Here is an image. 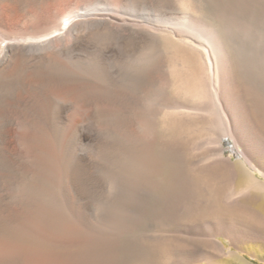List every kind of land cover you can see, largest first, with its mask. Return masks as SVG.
Wrapping results in <instances>:
<instances>
[{
	"label": "rangeland",
	"instance_id": "obj_1",
	"mask_svg": "<svg viewBox=\"0 0 264 264\" xmlns=\"http://www.w3.org/2000/svg\"><path fill=\"white\" fill-rule=\"evenodd\" d=\"M89 1L63 0L59 7L65 9L81 4L87 7L90 2L107 6L114 2L121 6L118 16L132 22L136 29L145 34L144 40L139 42L135 39L136 33L124 35L118 32L105 40L100 38L109 54V59L106 57L104 61V67L109 69L104 68L105 73L113 79L114 90L122 94L113 98V102L98 101L90 105L88 114L80 109L83 113L81 117L71 115L72 108L80 105L68 104L70 109L63 135L68 136L65 137L66 145L70 144L69 157L72 158H69L68 182L61 181L59 187L61 196L65 197V185L70 195H80L78 202L85 208L82 210L87 221L102 227L84 228L95 240L97 238L99 244L104 243L96 248L100 255L91 264H183L184 256L196 257L199 264L205 262L202 257L208 252L230 257L222 247L225 246L227 251H239L238 247L232 245L225 232L208 235L207 227L210 221H230L236 227H258L264 231V219L253 209L236 203L242 194L237 191L239 183L233 169L241 161L230 146L237 140L238 146L245 152L247 149L252 151V148L244 138L233 134L236 138L224 144L223 158L208 157L206 152L217 146L219 128L204 123L206 120L200 115H192V122L187 124L179 117L188 115L174 113L173 109L171 112L168 105L183 103L188 98L201 107H213L214 102L193 98L182 92L199 85L202 68L200 56L192 48L178 42L176 44L168 37H173L174 32H184L193 38H210L203 22L219 32L237 65L240 103L244 104L245 115L249 116V120L247 118L245 121H250L249 125L264 138V0H129L124 5L122 0ZM123 9L127 12H123ZM26 23V20H16L12 27L16 29ZM163 62L169 68L167 77L170 83L167 87L164 84ZM34 98L29 96L26 100L29 101L28 105L22 107L26 111L41 112L43 103L38 99L37 103ZM19 110L16 109V112ZM109 111L128 114V127H121L115 122L116 118H108ZM210 117L214 119L215 115ZM142 118L147 120V130L139 126ZM17 121L10 150L19 157L17 161L21 164L28 161V156H25L27 153L21 143L24 123L21 119ZM81 131L89 133L87 138L80 136ZM70 134L75 137L71 138ZM256 159L254 163H258L260 168L255 171L256 175L264 179L261 172V169L264 170V157ZM214 161H221L224 171L218 172L216 167L209 170L204 168ZM145 163L149 168L157 169L151 177H144L141 169H138ZM112 223L115 225L112 226ZM106 225L112 227H104ZM113 227H116L115 230ZM11 229L0 228V233H5L0 234L3 237L1 243H7V240L21 243L24 239H27L24 244L30 242L28 237ZM37 240L31 243L39 250H56L57 255L61 252L60 248ZM241 254L252 264H264V256H252L246 252Z\"/></svg>",
	"mask_w": 264,
	"mask_h": 264
},
{
	"label": "bare ground",
	"instance_id": "obj_2",
	"mask_svg": "<svg viewBox=\"0 0 264 264\" xmlns=\"http://www.w3.org/2000/svg\"><path fill=\"white\" fill-rule=\"evenodd\" d=\"M61 1L63 0H0V228L10 227L28 237L30 241L24 244L27 239L23 238V244L11 240L3 244V237H0V264H91L100 255V252L95 251L96 248L104 244H99L97 238L95 240L91 233L84 229L102 227L87 221L82 210L83 205L78 202L81 196L70 195L66 185L65 197L63 194L61 196L59 184L61 181L68 182V164L69 158H72L69 157L70 144L66 145V136L63 135L66 131L65 119L69 114L70 103L80 105L72 108L70 114L81 117L83 113L80 109L86 110L84 114H88L90 105L98 101L113 102V98L122 94L121 91L114 90L113 79L105 73L107 68L104 67V61L109 54L108 49L101 44L100 38L105 40L118 32L124 35L136 33L138 35L135 39L139 42L144 40L145 34L136 29L132 22L118 16L121 14L118 12L121 10L120 4L111 2L107 6H100L88 0L90 4L87 7L81 4L62 9L59 7ZM125 1L129 0H122V5ZM123 12L127 10L123 9ZM16 20H26L27 23L14 29L12 26ZM203 25L211 40L207 35V38H203L196 34L200 38L198 39L183 34L184 32H174V36H169L168 39L192 48L200 56L199 63L202 68L199 85L195 89L182 92L193 98L209 99L214 105L201 107L188 98L183 103L168 105V108L171 112L173 109L174 113L188 115L179 117L184 123L192 122V115H200L205 118L204 123L219 128L216 136L217 146L206 152L208 157L223 158L224 144L229 143L231 138H236L233 134L244 138V141L250 144L247 143L252 151L247 149L246 152L238 146L235 139L233 140L236 142L230 146L241 161L233 167V175L239 183L237 191L242 194L236 203L253 209L264 219V179L256 175L255 171L260 168L258 163H254L258 160L256 158L264 157V138L249 125L250 121H245L249 116L245 115L246 111L242 106L244 104L240 103L238 71L236 72L237 67L235 68L236 64L228 45L213 27L206 22H203ZM163 66L164 84L167 87L170 83L167 77L169 68L165 63ZM151 75L150 73L149 76ZM29 96H35V101L38 99V102L43 103L41 112L26 111L22 107L28 105L29 101L26 100ZM16 109H20L23 114L16 112ZM206 113L210 116L214 114L215 118ZM108 118H116L117 124L123 128L128 127L126 122L129 116L126 113L109 111ZM20 119L25 130L21 134V143L27 153L25 156H28V161L21 164L17 161L19 157L14 156L10 150L13 128L18 125L17 120ZM144 119L142 118L139 126L147 130L149 125ZM127 130L126 136L129 133ZM87 133L81 131L80 136L87 138ZM73 137L75 136L71 138ZM223 165L221 161H214L204 168L216 167V171L222 172ZM141 167L138 169H141L144 177H151L157 171L156 167L149 168L146 163ZM261 172L264 176V170L261 169ZM209 223L208 235L216 236L225 232L232 245H236L239 251H227L223 246L224 253L230 257L224 258L208 252L202 255L205 262L199 264H252L241 252L264 256V231L258 227H236L230 221ZM114 225L112 223V226ZM105 231L107 233V230ZM36 239L46 245L60 248L61 252L57 255L56 250V253L46 251L43 247V250H39L38 246L31 243ZM197 260L196 257L184 256L182 261L183 264H198Z\"/></svg>",
	"mask_w": 264,
	"mask_h": 264
}]
</instances>
